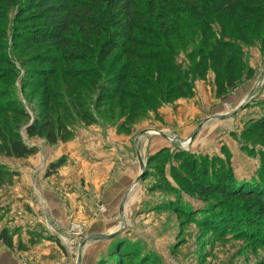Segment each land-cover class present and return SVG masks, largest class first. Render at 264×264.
<instances>
[{"label":"rangeland","instance_id":"374dc122","mask_svg":"<svg viewBox=\"0 0 264 264\" xmlns=\"http://www.w3.org/2000/svg\"><path fill=\"white\" fill-rule=\"evenodd\" d=\"M18 15L12 9L5 27L7 54L15 49ZM245 59L252 75L243 72L222 96L210 71L193 80L190 98L135 109L130 121L102 108L96 124L75 122L65 144L23 135L36 152L0 158L18 174L0 192V264H264V212L236 199L244 190L254 195L264 179V121L256 122L264 119V55L248 47ZM178 60L190 66L186 54ZM18 75L15 94L35 119L41 97L28 88L35 97L28 106ZM163 147L169 152L154 158ZM216 171L234 176L237 186L213 184ZM205 176L212 199L200 193ZM2 234H11L12 249Z\"/></svg>","mask_w":264,"mask_h":264},{"label":"trees","instance_id":"16d2710c","mask_svg":"<svg viewBox=\"0 0 264 264\" xmlns=\"http://www.w3.org/2000/svg\"><path fill=\"white\" fill-rule=\"evenodd\" d=\"M14 8L19 24L14 26L15 49L7 54L5 27ZM254 46L264 55V0H0V158L33 155L36 148L23 135L65 144L75 122L96 124L102 108L130 121L135 109L156 111L172 100L190 98L193 80L205 79L210 71L222 96L235 88L243 72L252 75L245 48ZM182 53L189 67L179 62ZM19 72L28 106L35 103L27 94L30 87L44 103H36L42 108L35 119L15 94ZM168 152L163 149L154 158ZM224 172H211V182L234 189L237 180ZM17 176L0 166V192ZM203 179L200 193L212 199V184ZM259 183L254 195L244 190L236 199L258 203L256 214H263L264 179ZM211 203L215 207L217 202ZM10 236L2 234L1 240L12 249Z\"/></svg>","mask_w":264,"mask_h":264},{"label":"crops","instance_id":"0c3cea01","mask_svg":"<svg viewBox=\"0 0 264 264\" xmlns=\"http://www.w3.org/2000/svg\"><path fill=\"white\" fill-rule=\"evenodd\" d=\"M150 146H151V149L152 150H154V151H156V150H158V148H160L161 147V145H160V141L159 140H154V141H151V143H150ZM156 147V148H155ZM163 149H167V147H163ZM162 148H161V150H163ZM160 150V151H161ZM16 161H18V160H16ZM113 163L114 162H112V165H113ZM110 166V168H111V164L109 165ZM109 166H105V168H108ZM110 171V170H109ZM108 171V172H109ZM101 177H105L106 176V173H102V174H99ZM87 204L86 205H92L89 201H87L86 202ZM116 232V231H115Z\"/></svg>","mask_w":264,"mask_h":264},{"label":"water","instance_id":"95a60500","mask_svg":"<svg viewBox=\"0 0 264 264\" xmlns=\"http://www.w3.org/2000/svg\"><path fill=\"white\" fill-rule=\"evenodd\" d=\"M192 140H193V137L191 138V140H190V141H192ZM142 178H143V177H141V180H142Z\"/></svg>","mask_w":264,"mask_h":264}]
</instances>
